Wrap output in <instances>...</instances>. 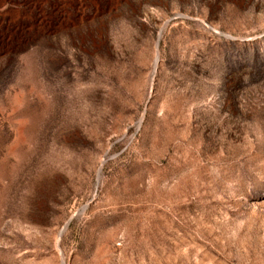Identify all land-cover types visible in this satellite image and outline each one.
I'll return each instance as SVG.
<instances>
[{
	"label": "rangeland",
	"instance_id": "1",
	"mask_svg": "<svg viewBox=\"0 0 264 264\" xmlns=\"http://www.w3.org/2000/svg\"><path fill=\"white\" fill-rule=\"evenodd\" d=\"M0 264H264V0H0Z\"/></svg>",
	"mask_w": 264,
	"mask_h": 264
}]
</instances>
